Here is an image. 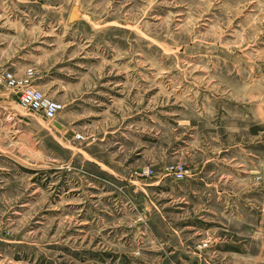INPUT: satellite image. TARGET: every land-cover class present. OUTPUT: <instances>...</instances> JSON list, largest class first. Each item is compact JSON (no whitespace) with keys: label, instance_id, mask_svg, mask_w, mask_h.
Returning a JSON list of instances; mask_svg holds the SVG:
<instances>
[{"label":"rangeland","instance_id":"rangeland-1","mask_svg":"<svg viewBox=\"0 0 264 264\" xmlns=\"http://www.w3.org/2000/svg\"><path fill=\"white\" fill-rule=\"evenodd\" d=\"M25 1H0L13 40L0 45V95L33 132L1 157L0 264H188V243L160 221L149 230L167 238L157 244L132 226L148 181L134 173L200 171L206 159L203 170L227 171L226 148L264 141V0ZM26 68L65 105L56 121L3 87V74ZM244 181L242 192L253 186ZM224 263L264 264V254Z\"/></svg>","mask_w":264,"mask_h":264},{"label":"crops","instance_id":"crops-1","mask_svg":"<svg viewBox=\"0 0 264 264\" xmlns=\"http://www.w3.org/2000/svg\"><path fill=\"white\" fill-rule=\"evenodd\" d=\"M6 17V12H0V21ZM16 18H24L26 22L27 13H24V17ZM18 23L20 27L26 28V23ZM9 25H11L9 22L3 25L0 23V45L4 41L6 44L12 43L10 42L12 39L4 38L7 35L3 34L4 27ZM26 69L11 71L23 76ZM13 104L10 97L0 95V164L2 155L7 152L10 154L11 149L25 145L27 140H33L32 123L22 120L17 114V106ZM262 147L264 148L263 140L252 142L249 146L243 145L242 142L233 144L223 151L226 155L224 158H228L224 159V163L232 169L222 172L205 171L203 166L210 162L206 159L200 171H190L186 182L178 183L169 190H165L169 182L166 179L169 178L161 175L146 183H139V190H143L145 199L144 204L129 208L130 210L134 208L137 212L135 219L132 220V226L147 230L142 234L144 240L149 239L147 241L157 244L167 238L163 240L149 230L154 227L156 221H160V224L173 231L169 237L175 242L188 243V253H185L188 255V264H225L226 259L236 261L242 258L249 260L261 258L264 254V165H251L247 171L242 165V157L250 163L263 164V153L257 151ZM228 153H231V157ZM205 154L207 155L206 152H202V155ZM242 178L245 181L247 178L253 183L245 192L241 191ZM155 195L168 196L171 203L161 204ZM242 195L248 196V202L242 203ZM181 211L185 217L177 221L173 216H178L177 213ZM139 219L143 222H139ZM245 228H248L247 234L251 243L247 247L241 244ZM183 230H188V234ZM206 243L209 247L202 248L201 246Z\"/></svg>","mask_w":264,"mask_h":264},{"label":"built area","instance_id":"built-area-1","mask_svg":"<svg viewBox=\"0 0 264 264\" xmlns=\"http://www.w3.org/2000/svg\"><path fill=\"white\" fill-rule=\"evenodd\" d=\"M37 80L38 73L34 68H28L23 76H18L13 72H6L1 77L3 87L17 98L21 108L31 114L40 116L44 122H54L65 111V105L50 98L38 89L36 86ZM88 139L84 134L79 133L74 140L86 142ZM189 172L186 167L181 165L169 166L163 176L174 182L183 183L189 178ZM134 176L139 180H149L157 177L154 168L151 167L136 171ZM139 222H143L142 219H139ZM201 247L208 248L209 244H203Z\"/></svg>","mask_w":264,"mask_h":264}]
</instances>
